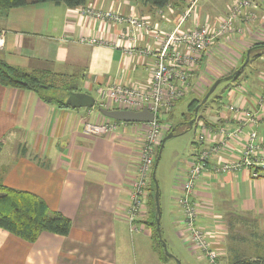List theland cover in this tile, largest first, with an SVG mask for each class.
Returning a JSON list of instances; mask_svg holds the SVG:
<instances>
[{
    "label": "crops",
    "instance_id": "obj_1",
    "mask_svg": "<svg viewBox=\"0 0 264 264\" xmlns=\"http://www.w3.org/2000/svg\"><path fill=\"white\" fill-rule=\"evenodd\" d=\"M220 1L198 0L181 30L203 23L206 12L217 14L215 7L224 2ZM258 1L261 17L264 0ZM191 2L178 0L154 8L138 0H87L78 7L43 2L11 8L0 14V35H4L0 59L29 72L48 70L77 77L78 83L71 86L73 91L96 97L99 87L113 83L145 87L151 76L147 67L155 59L152 51L158 46L154 34H138L134 54L126 53L128 41H121V35L132 26L90 20L83 8L92 5L126 17L145 18L160 31L170 33ZM248 25L238 22V27H245L244 32L217 43L191 67L192 78L185 95H205L217 79L232 78L233 82L226 89L228 100L220 98L203 116L201 126L205 124L212 130L208 141L195 139L192 157L173 180L167 212L176 236L184 243L180 233L184 213L178 204L181 180L196 154L218 142L222 126L233 129L237 125L226 106L233 103L260 110L263 119L258 134L264 141V106L259 107L257 101L263 86L264 55L256 58L252 76L241 73L248 49L264 42V18ZM83 37H100L104 43L81 42ZM112 120L97 105L59 106L43 100L34 90L0 84V139L4 141L1 181L7 187L37 194L51 210L60 211L72 221L68 235L42 232L34 242L0 228V264H165L154 248L153 228L148 224L149 204L140 218L139 230H131L127 216L147 123L119 121L118 129L105 135H86L82 130L88 121ZM247 130L245 127V133ZM244 142H231L213 152L208 159L209 171L196 180L194 187L197 224L204 228L210 246L224 264H231L239 255L264 256V171L254 177L246 166L213 170L220 163L235 162ZM245 227L249 236L239 235ZM244 249L252 252L245 253ZM198 256L196 260L207 263L201 253Z\"/></svg>",
    "mask_w": 264,
    "mask_h": 264
},
{
    "label": "built area",
    "instance_id": "obj_2",
    "mask_svg": "<svg viewBox=\"0 0 264 264\" xmlns=\"http://www.w3.org/2000/svg\"><path fill=\"white\" fill-rule=\"evenodd\" d=\"M197 1L192 0L190 6L182 13L177 27L170 33L162 32L150 20L134 15L126 17L113 10H103L92 5H88L82 10L90 20L100 21L103 24L127 23L132 26L135 31L129 28L126 33L121 35V41H128L127 45L124 44L126 53L134 54L138 34L152 32L158 40L156 51L151 50L155 59L147 67L151 76L145 87L118 82L99 87L96 90L98 99H95L98 107L139 110L147 106L155 115L154 120L147 123L144 138L139 147L136 172L131 184L127 216L132 231L140 229V218L148 207L150 180L158 148L162 142V134L165 128L168 129V132L173 128L171 124L163 123L161 113H168L175 103L186 94L192 78L191 67L201 58V55L213 49L217 43L226 42L235 33L244 32L245 27H238V22H242L247 27L248 24L256 21V10L261 8L258 0H233L224 14L218 15L214 19L208 15L203 23L181 30L180 27L185 24L191 12L195 11ZM81 42L99 44L104 43V40L100 37H83ZM3 43L4 35L2 34L0 35V46ZM117 45L119 44L117 43ZM262 80L263 86L257 98L259 107L264 106V74ZM226 107L234 114L237 125L233 129L222 126L219 130L218 142L210 149H204L196 154L187 175L181 180V195L178 197V204L184 213L183 226L180 230L181 236L190 249L206 257L207 264H224L219 253L210 246L204 228L197 224L199 210L193 198L196 180L209 171L208 159L210 155L231 142L240 143L244 140L240 157L235 162L220 163L213 170H237L246 166L252 170L254 177L264 171V141L258 134V126L263 119V113L260 110L233 103ZM118 126L119 121L114 119L102 123L88 121L83 125L82 130L86 135H105L116 131ZM200 127L202 129L196 136V141L204 143L208 141L212 130L205 124ZM245 127L248 129L246 133Z\"/></svg>",
    "mask_w": 264,
    "mask_h": 264
},
{
    "label": "trees",
    "instance_id": "obj_3",
    "mask_svg": "<svg viewBox=\"0 0 264 264\" xmlns=\"http://www.w3.org/2000/svg\"><path fill=\"white\" fill-rule=\"evenodd\" d=\"M143 3H149L154 8H163L168 3L178 0H138ZM54 2L56 4H65L69 7H78L84 5L87 0H0V14L8 11L11 8L25 6L29 3ZM264 47V42L255 43L250 49V60L252 59V50ZM261 54H256L253 57L259 58ZM246 56L244 58V61ZM248 61V63L250 62ZM246 63V65L248 64ZM57 74L48 71H25L18 67L8 64L3 59H0V84L12 88L28 89L36 91L43 100L56 103L59 106H69L65 97H68V92L73 91L71 86L64 92V96L59 95L55 91V85L46 82L48 78ZM60 75V74H59ZM231 75H235L232 72ZM234 77V76H233ZM199 100L195 99L191 102V106H195ZM174 132L172 128L169 133ZM162 143V142H161ZM4 141L0 139V153L3 149ZM161 144L159 145L157 158L160 156ZM155 164L153 171L155 169ZM153 178V173H152ZM155 178V177H154ZM156 183V181H155ZM157 189V183H156ZM156 194L149 195V218L148 224L153 228V244L160 259L165 264L170 263L172 255L165 252L164 240L161 236V230H158L157 219L160 213L157 211ZM72 227V221L60 211H53L49 208L45 200L40 196L30 191L19 190L7 187L0 179V228H3L12 234L34 242L38 239L42 232L56 233L60 235H68ZM231 264H264V256L255 258L245 256H235Z\"/></svg>",
    "mask_w": 264,
    "mask_h": 264
},
{
    "label": "rangeland",
    "instance_id": "obj_4",
    "mask_svg": "<svg viewBox=\"0 0 264 264\" xmlns=\"http://www.w3.org/2000/svg\"><path fill=\"white\" fill-rule=\"evenodd\" d=\"M223 1L224 2L221 5L219 3L218 6L215 7V13L217 14H213V12H206L205 18L209 15L210 18L214 19L216 16L224 14L228 9L231 0ZM224 4L225 8L223 6ZM256 12V21L259 18H264V16L261 15V17H259V10H256ZM256 54H261V56H263L264 47H259L252 50V59L242 70V75L252 76L255 73L256 67L254 66V63L256 61V58H254L253 56ZM238 66H241V63H239ZM261 70H263V67L261 68ZM218 80L219 79L214 81V84ZM46 82L55 85V91L52 90V93L56 92L59 95H61L62 93V96H64V92L62 91H66L69 86H73L78 83L77 77H70L64 75L52 76L51 78H48ZM232 82V78H223L219 80V83L215 87L214 91L207 97V100L205 102L203 101L206 98L208 92L205 95L203 94L197 96L187 94L183 96L177 102V105H175L168 113H161L163 123H167L168 125L171 124L174 128V135L167 138L163 142L161 151L159 150L160 156L155 170V178L151 177L149 192L152 194H156L155 181H157L160 206L159 226L161 230L162 239L164 240L166 246L165 252L172 255V260H170L171 263L189 264L191 262L192 264H207L206 262H203V260H196V257H199V252L189 250L186 243H184L183 240L179 239L176 236L168 217L167 206L172 198L171 188L173 187L174 177L181 172V169L185 168L187 164L186 161H188L192 157V153L194 152L193 142L195 141L196 136L201 131L200 126L201 122L204 120L203 116L206 114L209 107L217 105L219 103L220 98L224 99V101L228 100V97L226 96V89L228 90V88L231 87ZM90 92L93 93L92 91ZM93 96L97 98L96 95ZM194 98L199 100V102L195 106H191V102ZM65 99H67V97H65ZM96 105L94 107H96ZM197 107L198 112L197 115H195ZM193 120L194 122L191 124ZM167 130L168 129L166 128L164 129V132L161 137L162 140L169 135V132ZM145 227L146 226L144 225V228ZM246 230V227L245 229L241 228L238 231L239 235L247 236L248 232H246ZM248 251L249 249H244L245 253L252 252Z\"/></svg>",
    "mask_w": 264,
    "mask_h": 264
},
{
    "label": "water",
    "instance_id": "obj_5",
    "mask_svg": "<svg viewBox=\"0 0 264 264\" xmlns=\"http://www.w3.org/2000/svg\"><path fill=\"white\" fill-rule=\"evenodd\" d=\"M250 54H251V49H249L247 51V56H246V59L244 62L245 65L250 60ZM219 80L209 90V92L207 93V96L203 102H205L207 100V97L214 91L215 87L219 83ZM66 102L69 106H71L73 108H80V107L92 108L96 105V99L93 95L86 93V92H77V91H69ZM98 109L106 117H109V118L117 120V121L135 122V123L136 122L149 123V122H152L155 118L154 113L152 111H150L147 106H144L142 109H139V110L107 109L104 107H98ZM197 112H198V107L196 108L195 115H197ZM193 122H194V120L191 122V124ZM173 135H174V132H171V133H169V135L166 138H164L162 140L161 148H162L163 142L167 138H169ZM160 151H161V149H160ZM158 160H159V158H157V162L155 164V169L153 171V177H155V170H156V167L158 164ZM156 183H157V181H156ZM155 198H156V203H157V211L160 213L158 184H157ZM157 224H158V230H160V226H159L160 217L157 219ZM163 244H164V249L166 251L165 243H163Z\"/></svg>",
    "mask_w": 264,
    "mask_h": 264
}]
</instances>
